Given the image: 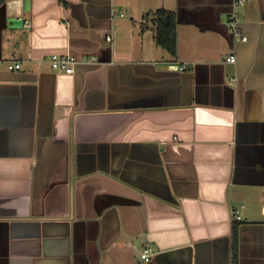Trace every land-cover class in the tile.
Instances as JSON below:
<instances>
[{"label": "crops", "instance_id": "obj_1", "mask_svg": "<svg viewBox=\"0 0 264 264\" xmlns=\"http://www.w3.org/2000/svg\"><path fill=\"white\" fill-rule=\"evenodd\" d=\"M235 1L0 4V264H264V0Z\"/></svg>", "mask_w": 264, "mask_h": 264}, {"label": "built area", "instance_id": "obj_2", "mask_svg": "<svg viewBox=\"0 0 264 264\" xmlns=\"http://www.w3.org/2000/svg\"><path fill=\"white\" fill-rule=\"evenodd\" d=\"M244 0H236L235 4L240 5L243 3ZM110 40V38H108ZM245 39V37H243ZM50 64L53 69L58 70V71H64L67 74H72L74 72V66L77 63V58L71 54H57L53 53L50 56ZM227 61L229 62H235L236 57L234 55H231L227 58ZM187 66L182 65L180 66V69L183 70ZM6 68L9 71H17L22 68V63L20 60H15V61H1L0 60V69ZM232 215L236 218H239L238 216V211H232ZM151 254H153L150 250V248H144V250L141 253V258L146 259L148 258Z\"/></svg>", "mask_w": 264, "mask_h": 264}, {"label": "trees", "instance_id": "obj_3", "mask_svg": "<svg viewBox=\"0 0 264 264\" xmlns=\"http://www.w3.org/2000/svg\"><path fill=\"white\" fill-rule=\"evenodd\" d=\"M4 0H0V4ZM157 44L174 54L176 50V23L174 14L163 8L154 12Z\"/></svg>", "mask_w": 264, "mask_h": 264}]
</instances>
